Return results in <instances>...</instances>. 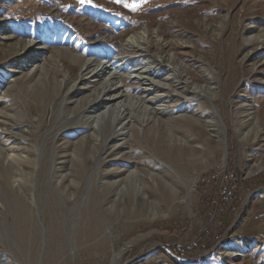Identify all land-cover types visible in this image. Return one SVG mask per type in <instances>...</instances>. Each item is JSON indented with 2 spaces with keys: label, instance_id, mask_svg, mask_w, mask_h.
Masks as SVG:
<instances>
[{
  "label": "rangeland",
  "instance_id": "rangeland-1",
  "mask_svg": "<svg viewBox=\"0 0 264 264\" xmlns=\"http://www.w3.org/2000/svg\"><path fill=\"white\" fill-rule=\"evenodd\" d=\"M0 149V264H264V0H0Z\"/></svg>",
  "mask_w": 264,
  "mask_h": 264
},
{
  "label": "bare ground",
  "instance_id": "bare-ground-1",
  "mask_svg": "<svg viewBox=\"0 0 264 264\" xmlns=\"http://www.w3.org/2000/svg\"><path fill=\"white\" fill-rule=\"evenodd\" d=\"M131 51H132V49H130ZM134 53V52H133ZM61 59V58H60ZM62 60V59H61ZM61 60H60V62H61ZM79 62L81 63L82 61L81 60H79ZM136 62V61H135ZM134 62V63H135ZM89 69V65L88 66H86V69H85V71H87ZM128 69V68H127ZM104 71L105 70H101L100 72H97V74L95 75V76H93L92 78L93 79H96V78H99V77H101V75L104 73ZM50 74H51V76H52V81H53V83H54V81H55V77L59 74L58 73V70H56L54 67H52L51 69H50ZM68 74H69V78L70 79H72V78H75V76H76V73H74V71H68ZM84 74V73H83ZM84 75H86V74H84ZM88 82H87V80L86 81H81L80 83H79V85L77 86V88H76V92H78V91H80L79 89L80 88H83L86 84H87ZM128 87V86H127ZM126 85H125V83L123 84V87H122V89H124V90H126ZM120 89L121 88H118V86H115V87H110V88H108V89H105V91H104V97H105V99H104V101H102L101 100V104H107V103H110L111 101L109 100V99H111V100H113V99H115L116 97H118L119 95L121 96L122 94H120ZM123 92H125V91H123ZM108 99V102H106V100ZM99 103V102H98ZM89 103H86V104H84L83 106H85V107H87V105H88ZM75 111H73L72 113H74ZM5 151L3 150V149H0V156L1 155H3V153H4ZM12 154H10V156H9V160L11 161V162H13L14 160H16L17 159V157H16V159H15V156H14V154L11 156ZM14 156V157H13ZM19 158V157H18ZM20 160V159H19ZM25 161V160H24ZM18 163V162H17ZM14 164V163H13Z\"/></svg>",
  "mask_w": 264,
  "mask_h": 264
},
{
  "label": "trees",
  "instance_id": "trees-1",
  "mask_svg": "<svg viewBox=\"0 0 264 264\" xmlns=\"http://www.w3.org/2000/svg\"><path fill=\"white\" fill-rule=\"evenodd\" d=\"M218 178H219V180H221V176H218ZM232 181L233 182H235L234 183V185H235V190H236V187H237V182H238V177L237 176H234V174H233V179H232ZM215 181H211V183H214ZM196 187H197V189L200 191V192H207L206 190H205V187H209V184H207L204 180H200L198 183H197V185H196ZM210 192H208V194H207V198H208V201H209V203H215L216 201H217V199H218V195H217V197L215 198V197H213V190L211 189V190H209ZM216 194H217V189H216ZM236 198H237V193H235V192H233V193H231V195H230V197H229V202L228 203H221V202H218L219 203V205H221V206H223V205H225V206H227V205H229V204H231V203H235V200H236Z\"/></svg>",
  "mask_w": 264,
  "mask_h": 264
},
{
  "label": "built area",
  "instance_id": "built-area-1",
  "mask_svg": "<svg viewBox=\"0 0 264 264\" xmlns=\"http://www.w3.org/2000/svg\"><path fill=\"white\" fill-rule=\"evenodd\" d=\"M224 179H228V182H232L233 173L231 171L225 170L223 173ZM221 182V181H220ZM235 188L234 184L221 182L217 189L218 201L221 203H228L229 197L232 193V190Z\"/></svg>",
  "mask_w": 264,
  "mask_h": 264
},
{
  "label": "snow or ice",
  "instance_id": "snow-or-ice-1",
  "mask_svg": "<svg viewBox=\"0 0 264 264\" xmlns=\"http://www.w3.org/2000/svg\"><path fill=\"white\" fill-rule=\"evenodd\" d=\"M80 2L83 4L86 2V0H80ZM117 2H120V0H117ZM124 6L130 8L131 10H135L138 5L136 3H132V4H125Z\"/></svg>",
  "mask_w": 264,
  "mask_h": 264
}]
</instances>
